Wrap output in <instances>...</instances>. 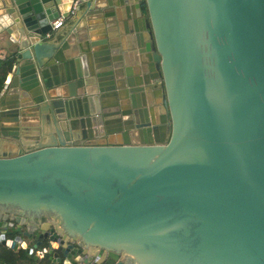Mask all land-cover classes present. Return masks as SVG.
Wrapping results in <instances>:
<instances>
[{
    "label": "water",
    "instance_id": "obj_1",
    "mask_svg": "<svg viewBox=\"0 0 264 264\" xmlns=\"http://www.w3.org/2000/svg\"><path fill=\"white\" fill-rule=\"evenodd\" d=\"M0 45V247L264 264V0H0Z\"/></svg>",
    "mask_w": 264,
    "mask_h": 264
},
{
    "label": "trees",
    "instance_id": "obj_2",
    "mask_svg": "<svg viewBox=\"0 0 264 264\" xmlns=\"http://www.w3.org/2000/svg\"><path fill=\"white\" fill-rule=\"evenodd\" d=\"M12 60L9 57L0 59V89L11 69ZM0 262L8 264H50L45 258L42 260H34L27 249L20 248L17 252L0 247Z\"/></svg>",
    "mask_w": 264,
    "mask_h": 264
},
{
    "label": "built area",
    "instance_id": "obj_3",
    "mask_svg": "<svg viewBox=\"0 0 264 264\" xmlns=\"http://www.w3.org/2000/svg\"><path fill=\"white\" fill-rule=\"evenodd\" d=\"M75 6H76V3L74 2L73 5H72V9L70 11V14H72L74 12ZM64 20L65 19L63 17H59L56 20L52 21L51 22V29L54 30V29H58V28L62 27L63 23H64ZM49 36H50V33L48 32L42 38H47ZM23 247L25 248V246H23ZM37 253H42V251H37ZM0 264H8V263L0 262Z\"/></svg>",
    "mask_w": 264,
    "mask_h": 264
},
{
    "label": "crops",
    "instance_id": "obj_4",
    "mask_svg": "<svg viewBox=\"0 0 264 264\" xmlns=\"http://www.w3.org/2000/svg\"><path fill=\"white\" fill-rule=\"evenodd\" d=\"M7 54H8L7 50L4 47H1L0 45V59L7 57Z\"/></svg>",
    "mask_w": 264,
    "mask_h": 264
},
{
    "label": "rangeland",
    "instance_id": "obj_5",
    "mask_svg": "<svg viewBox=\"0 0 264 264\" xmlns=\"http://www.w3.org/2000/svg\"><path fill=\"white\" fill-rule=\"evenodd\" d=\"M23 246L27 247L26 245H23ZM23 248H24V247H23ZM35 254H37V255H38V258H39V260H42V259H45V258H47V257H45V256H44V254H43V253H37V252H35Z\"/></svg>",
    "mask_w": 264,
    "mask_h": 264
},
{
    "label": "clouds",
    "instance_id": "obj_6",
    "mask_svg": "<svg viewBox=\"0 0 264 264\" xmlns=\"http://www.w3.org/2000/svg\"><path fill=\"white\" fill-rule=\"evenodd\" d=\"M20 248H23V246H21ZM27 247H25L24 249H26ZM37 252V251H36Z\"/></svg>",
    "mask_w": 264,
    "mask_h": 264
}]
</instances>
